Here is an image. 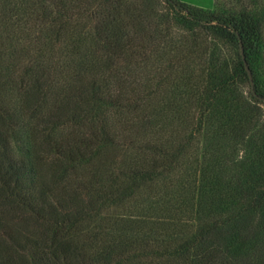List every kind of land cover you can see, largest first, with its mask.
<instances>
[{
    "label": "trees",
    "instance_id": "16d2710c",
    "mask_svg": "<svg viewBox=\"0 0 264 264\" xmlns=\"http://www.w3.org/2000/svg\"><path fill=\"white\" fill-rule=\"evenodd\" d=\"M232 1L0 0V264H264V174L227 191L190 176L195 128H181L232 90L236 122L261 116L264 0ZM213 41L235 59L210 51L199 86L191 66Z\"/></svg>",
    "mask_w": 264,
    "mask_h": 264
},
{
    "label": "rangeland",
    "instance_id": "374dc122",
    "mask_svg": "<svg viewBox=\"0 0 264 264\" xmlns=\"http://www.w3.org/2000/svg\"><path fill=\"white\" fill-rule=\"evenodd\" d=\"M187 4L199 7L204 11H219L227 13L236 11L239 5L232 0H181ZM253 17L261 26L263 37L259 48V54L255 64V80L264 88V5L256 6L252 11ZM88 29V27H87ZM209 42L207 36L204 39ZM207 48L202 53L200 61H193L192 68L196 81L199 86L207 84L206 75L209 71L210 51L218 58V62L229 59H235V46L222 42L213 41V44L207 43ZM161 65L154 63L147 72L149 76L150 88H155L157 81L151 80L156 77ZM160 77V76H158ZM245 81L238 86L245 97L247 90ZM175 95L183 96V87L171 88ZM235 92L222 93L214 103L215 111L209 114L207 120L200 127H183L182 130L190 131L195 128V133L191 135L188 146V173L192 177L206 176L209 179H217L220 189L227 191L233 188L238 182L244 183L245 187L252 185L256 176L264 174V105H260L261 116L259 120L250 124L236 122L241 117L237 109L239 103L234 99ZM181 104V118L185 120V113L194 112L195 107L191 105L192 101H185ZM188 100V99H187ZM224 106L230 107L225 110V114L220 111ZM245 118V117H243ZM160 123V122H159ZM190 128V130H189ZM240 129V130H239ZM116 155L117 151H110L108 155ZM201 173V174H200Z\"/></svg>",
    "mask_w": 264,
    "mask_h": 264
},
{
    "label": "water",
    "instance_id": "95a60500",
    "mask_svg": "<svg viewBox=\"0 0 264 264\" xmlns=\"http://www.w3.org/2000/svg\"><path fill=\"white\" fill-rule=\"evenodd\" d=\"M240 55H241V59H242L243 64H244L245 71H246V73L248 75L249 83L252 85L253 84L252 73H251V71L249 69L248 63L245 60V56L243 54L242 46H240Z\"/></svg>",
    "mask_w": 264,
    "mask_h": 264
}]
</instances>
